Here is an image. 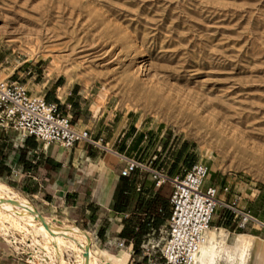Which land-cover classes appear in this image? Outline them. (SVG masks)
Returning a JSON list of instances; mask_svg holds the SVG:
<instances>
[{
    "label": "rangeland",
    "instance_id": "374dc122",
    "mask_svg": "<svg viewBox=\"0 0 264 264\" xmlns=\"http://www.w3.org/2000/svg\"><path fill=\"white\" fill-rule=\"evenodd\" d=\"M0 65L45 98L70 83L54 96L73 90L82 125L124 124L134 155L165 169L201 161L209 184L264 215V0H0ZM14 179L0 183L24 197ZM1 217V246L22 260L79 264L75 236L48 241L38 219ZM77 227L102 260L126 250Z\"/></svg>",
    "mask_w": 264,
    "mask_h": 264
},
{
    "label": "crops",
    "instance_id": "0c3cea01",
    "mask_svg": "<svg viewBox=\"0 0 264 264\" xmlns=\"http://www.w3.org/2000/svg\"><path fill=\"white\" fill-rule=\"evenodd\" d=\"M69 85L58 84L56 88L62 93ZM48 91L46 100L57 103L61 113L67 114L78 129H87L100 145L82 140L73 148L56 143L45 146L36 137L21 141L15 132L5 135L0 131V164L6 168L2 177H14L18 192L37 202L35 209L42 216L83 225L94 235L96 247L103 244L117 249V243L125 241L129 255L126 264L136 255L150 264L136 249L156 239L167 223L171 211L169 184L155 187L146 172L121 176L125 157H136V144L129 146V131L122 133L124 124L89 129L80 123L82 108L73 90L67 93V103L54 96L55 91ZM171 170L170 174L176 173ZM220 196L231 200L236 194L229 190ZM251 212L258 222L241 229L233 213L218 209L199 264H264V215L255 209ZM0 264L30 263L0 243Z\"/></svg>",
    "mask_w": 264,
    "mask_h": 264
},
{
    "label": "built area",
    "instance_id": "2783aa9c",
    "mask_svg": "<svg viewBox=\"0 0 264 264\" xmlns=\"http://www.w3.org/2000/svg\"><path fill=\"white\" fill-rule=\"evenodd\" d=\"M0 131L5 135L15 132L21 141L33 136L45 146L56 143L64 148H73L82 140L100 145L87 129H78L67 114L61 113L57 103L30 93L21 80L5 75L1 65ZM125 160L121 176L146 172L155 187L171 185V211L167 223L156 239L140 246V253L151 264L156 261L158 252L164 264H199L202 246L218 209L233 213L241 229L250 222H258L251 210L241 205L238 197L223 199L219 186L206 185L209 168L201 161L170 174L168 169L152 159L125 157ZM228 191L227 186L223 187V192ZM117 247L125 248V241H119Z\"/></svg>",
    "mask_w": 264,
    "mask_h": 264
},
{
    "label": "bare ground",
    "instance_id": "6f19581e",
    "mask_svg": "<svg viewBox=\"0 0 264 264\" xmlns=\"http://www.w3.org/2000/svg\"><path fill=\"white\" fill-rule=\"evenodd\" d=\"M63 93L64 90L61 93L62 96ZM0 189L4 191V193H0V218H2L1 216H3L4 214L5 215L8 214L11 217L18 216L20 219H25L27 217L31 219L36 218L40 221L41 225L38 228H36L35 226V232L36 231L39 232L44 238L48 239V241H50L49 240L50 238L51 241H55L58 243L68 242V244H70L71 243V241L69 240L70 235H73V237L75 236L73 240H76L81 246V249H79L78 251L79 253L78 255L80 258L79 264H126L129 256L127 250H121L116 254H110L108 258L102 260L93 253V249L91 246L92 243L89 239V236L86 235V233L82 229H80L77 226H73L66 223H63L61 225L57 223H53L52 220H50L45 216H42L35 209H33L29 200L20 197L19 195H17L16 192L12 191L5 184L0 183ZM30 222L31 225H33L32 221ZM26 229L30 231L29 227L27 226ZM35 241L37 243L40 242V240L38 239H35ZM77 242L74 244H78ZM74 246L76 247V245ZM200 261H201V254L199 257V263Z\"/></svg>",
    "mask_w": 264,
    "mask_h": 264
},
{
    "label": "trees",
    "instance_id": "16d2710c",
    "mask_svg": "<svg viewBox=\"0 0 264 264\" xmlns=\"http://www.w3.org/2000/svg\"><path fill=\"white\" fill-rule=\"evenodd\" d=\"M60 84V82H59ZM47 101H49V99L47 98ZM50 102V101H49ZM193 163H191L190 165H192ZM6 170L5 166L3 164H0V177H2L4 171ZM172 172L175 171V167H173V169L171 170ZM177 172V171H176ZM168 216H170V213H168ZM140 251V247L137 246L136 252Z\"/></svg>",
    "mask_w": 264,
    "mask_h": 264
}]
</instances>
